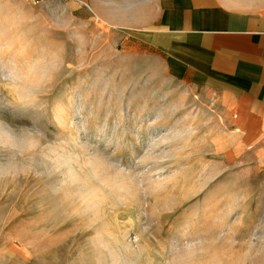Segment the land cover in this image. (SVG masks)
Returning <instances> with one entry per match:
<instances>
[{
  "label": "rangeland",
  "instance_id": "rangeland-1",
  "mask_svg": "<svg viewBox=\"0 0 264 264\" xmlns=\"http://www.w3.org/2000/svg\"><path fill=\"white\" fill-rule=\"evenodd\" d=\"M70 1L0 0V264H264L223 104Z\"/></svg>",
  "mask_w": 264,
  "mask_h": 264
},
{
  "label": "crops",
  "instance_id": "crops-1",
  "mask_svg": "<svg viewBox=\"0 0 264 264\" xmlns=\"http://www.w3.org/2000/svg\"><path fill=\"white\" fill-rule=\"evenodd\" d=\"M70 2L114 25L123 40L160 52L173 79L215 97L232 133L222 144L249 146L247 160L264 169V0Z\"/></svg>",
  "mask_w": 264,
  "mask_h": 264
},
{
  "label": "built area",
  "instance_id": "built-area-1",
  "mask_svg": "<svg viewBox=\"0 0 264 264\" xmlns=\"http://www.w3.org/2000/svg\"><path fill=\"white\" fill-rule=\"evenodd\" d=\"M42 1H43V0H32V3L37 5V4H39L40 2H42Z\"/></svg>",
  "mask_w": 264,
  "mask_h": 264
}]
</instances>
